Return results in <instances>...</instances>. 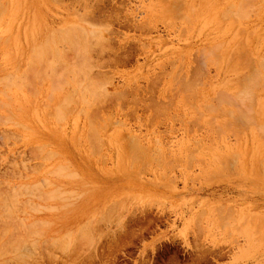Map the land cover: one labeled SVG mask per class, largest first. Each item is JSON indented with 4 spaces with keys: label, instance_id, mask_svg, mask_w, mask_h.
<instances>
[{
    "label": "rangeland",
    "instance_id": "rangeland-1",
    "mask_svg": "<svg viewBox=\"0 0 264 264\" xmlns=\"http://www.w3.org/2000/svg\"><path fill=\"white\" fill-rule=\"evenodd\" d=\"M198 1L85 0L83 3L82 0H0V9H4L0 10V67H2L0 68V115H4L0 118V122L5 121L2 125L0 123V193L6 194L2 195L7 196L8 203L0 194V221H8L0 222L4 224V226L0 225V231H2L1 229L4 231L9 226L8 231L13 229V232L7 231L9 235H6V231L3 232L4 234L0 232L4 235L3 238L1 235L0 242H8L13 236L10 234H14V228L18 227L16 232L17 230L20 232V230H25L24 228L30 224L29 222L35 220L36 223L38 220L37 226L33 221L30 224L32 226L28 225L31 229L27 226L28 231H23L29 233L28 237L24 236L22 232L23 236L28 238H22L25 239L23 243L27 247L22 242L23 245L20 243L22 241L20 233L14 234L13 239L15 237V240H10V242L16 241V238L20 240L21 245L17 244L20 251L14 250L17 247L14 242L16 246H11L10 243L8 245L3 243L2 246V243L0 244V264H15L18 258L20 259L19 264L23 259L19 255L15 257V254L19 252L25 253L23 261L27 260L24 264H264V241H262L264 239V171L262 172L260 169L262 166L264 169V144H262L264 141V82L262 81L264 77L262 72L264 69L260 70V67L264 66V0ZM228 6L229 8H227ZM225 8L228 12H224ZM175 9H179L177 10L179 13ZM181 9L183 10L181 11ZM180 11L181 15L179 16ZM232 13L238 18H234ZM217 15L220 16V19ZM230 15L231 17H229ZM80 18L82 19L80 20ZM89 22L94 27L88 26ZM94 22L95 24H93ZM97 23L98 25H96ZM77 25L81 29L76 28ZM69 26L75 27L74 34L77 36L79 32L75 33V30H81V33L88 34L86 39L88 42L85 38L84 40L88 43V45L86 43L87 51L92 43L89 52L91 56L82 50L89 56L84 53L87 60L84 57L82 59V53L80 54L81 46H83L80 43L84 41L82 35H79L82 41H78L79 36L75 37L74 34L72 36L76 39H73L72 42L65 37L72 28ZM96 26L99 31L101 30L100 32ZM41 28L42 30H40ZM68 28L69 30H67ZM92 30L98 31L102 36L100 38L107 41L105 43L101 39L105 43H101L105 45V49L101 48L100 38L96 41L100 34L98 35L97 32L95 36ZM181 30L183 31L181 32ZM55 31L59 34L58 37ZM71 31L73 33V30ZM46 37L48 40L45 41L48 44L45 43L47 45L43 46ZM51 39L53 43H51ZM61 39L63 41L65 39L66 42L68 40V42L62 43ZM232 40L234 43H231ZM38 42L40 46L37 45ZM52 44V47H56L55 49L58 51V57L55 56L56 61L62 56V51L65 53L62 63H60V58V61L58 60L60 64L55 63L59 65L58 68L62 66L60 68L62 70L59 69L61 74L60 71L57 73V67V69H53L55 65L50 64V67L53 66L51 69L56 70L57 74L53 71L55 76L49 75L52 74L50 73L51 69L45 65L47 64L46 60L53 61L54 59L55 51L51 47ZM36 46L39 47L34 48ZM40 47H46V54L45 48L43 51L46 57H53L46 58L45 63L44 60L41 61L43 65L37 64V58L33 57ZM49 47L53 53L47 51ZM59 47L63 50L61 49V51ZM63 47H67L66 50ZM98 47L103 52H100ZM32 48L36 49L35 53ZM247 50H250L251 53ZM31 53H34L33 56ZM77 53L80 56L76 57ZM74 56L76 60L78 57L81 58L77 62H82L83 65L81 63L76 67ZM42 57L45 58L44 55ZM97 60L99 65H96ZM52 61L50 63H54ZM70 61H74L73 68H75L72 70L76 74L79 69H83L78 71V75L79 78L86 77V81L84 77L81 78L82 81L74 76L70 78L71 68L69 66L72 67ZM260 63H263L262 66L259 65ZM237 64L243 66L237 67ZM80 65L84 68H81ZM43 67L50 69L48 73L49 69L46 68L48 74L44 71L45 79L42 72ZM31 68H35L33 73L30 71ZM253 68L259 69L258 72L255 69L256 71L251 73L250 69ZM37 70L41 71L42 77L38 78L40 80L43 78L42 82L37 80V76L40 75ZM65 71L69 73L67 77L70 78L64 76L68 80L67 82L58 77V74L65 75ZM247 72L251 74L248 76ZM34 73L37 76L33 75ZM261 73L262 75H260ZM252 74L254 75L250 78ZM255 74L258 78L263 77L255 83L259 82L257 86L251 84L256 81V79L252 80ZM5 75L6 77H4ZM26 75L28 79H33L32 75L36 78L29 79V81ZM50 76L51 83L60 80L58 85L56 83L57 86L61 81L67 84L62 82L60 87L54 84L58 90L49 83ZM247 77L251 79V82L249 80V83L247 82ZM87 78L91 79L88 80L91 81L90 86H87ZM242 79L245 83L242 82ZM1 80H5V84ZM25 80L33 85L26 84ZM23 81L25 83L22 85L26 84L27 87L29 84L32 85V88L27 87L28 90H25L26 87L21 85ZM92 82L93 86H91ZM191 83L194 87H191ZM247 84L249 88H247ZM3 85L6 86L3 87ZM49 86L53 87L54 92ZM237 86L238 88H236ZM253 86L256 87V90ZM239 87H242L243 90ZM34 88L38 90H35L36 93ZM81 88L84 91L87 90L86 88H91L90 91L94 90L89 92L92 93V96H89L90 106L88 93L83 95L82 90L78 91ZM234 88L240 89L239 92L242 94L239 92L235 94ZM32 89L33 94H30ZM233 93L239 94V96L245 93L244 96H247L248 99L244 96L243 98L247 100L253 98V101H250L252 104L241 99L243 102H247L246 105H254L253 110L250 108L252 112L247 106L252 118H250V113L245 110V105L242 103L245 107L243 110L239 104L241 102H237L240 97L230 96ZM98 95L100 98L97 99ZM85 96L86 98H84ZM249 96L252 98L250 99ZM218 100L221 101V110L217 108V106L219 107ZM86 101L87 106L83 105ZM224 102L230 108L227 106L224 108ZM214 103L216 104L214 105ZM251 105L249 106L251 107ZM234 107H239L242 113L239 111L240 109L237 110V112L239 111L237 113ZM227 108L229 111L232 109L231 116L228 110L225 111ZM257 108L259 111L256 110ZM204 109L207 112L203 111ZM48 110L52 113H49ZM58 111H62L66 116ZM253 111L256 116L253 115ZM244 112L245 114H243ZM9 114L11 116L8 120L6 118L9 117ZM238 115L245 117L242 119L243 116L239 117ZM210 119L214 122H211ZM209 122L214 126H210ZM217 124L219 128L216 127ZM229 125L230 127H228ZM133 141L134 143L138 142L139 148L136 144L134 145ZM231 144L233 146L235 144L236 153ZM41 146L43 148H40ZM137 148L139 151L141 150L140 153L137 152ZM142 150L146 151L142 152ZM143 153L145 157L142 156ZM51 154L54 156L52 157ZM262 156L263 158H261ZM130 157L133 162L130 161ZM258 160L263 162V165H260ZM33 166L35 168H32ZM68 169H71V172ZM45 171L50 172L45 173ZM74 174L76 177H73ZM39 180L41 183H37ZM35 184H37L36 189ZM7 185L13 188L10 187V189ZM55 186L57 187L55 188ZM16 187L21 191L23 197L20 192H17L19 196L15 195L18 190ZM37 188L41 190H37ZM32 189L38 192L33 193ZM12 190L15 193L11 192ZM29 190L32 192H28ZM55 192L59 196H55ZM9 194L10 196H8ZM68 194H71V198ZM48 195H52L51 199ZM64 195L65 200H63ZM39 196H41V200ZM11 198L12 200L17 199H14L15 203ZM43 198L47 200H43ZM59 198L63 199L56 200ZM20 201L21 203H17ZM62 204L64 207L58 206ZM21 206H23L21 210H24L22 213L17 210ZM50 206L53 207V210L49 209ZM102 209L104 210L102 211ZM51 218L53 219L51 220ZM14 219L18 222L14 223ZM41 219H44L45 222H41ZM20 223L25 226H21ZM29 229L30 231L32 229L42 231L40 234L37 230L29 232ZM7 236L10 238L8 239ZM60 237L61 244L57 245ZM34 240L37 242L35 243ZM30 241L35 243L34 247H37L35 251L30 247L33 245ZM49 241L51 242L49 243ZM63 241L65 243H62ZM40 242L42 243L40 244ZM52 242L56 243L52 244ZM64 244L67 245L64 246ZM60 245L65 250L58 247ZM4 248L6 251L9 249V254L8 251L6 254L4 253ZM27 248L33 251L30 252L33 254L26 252ZM10 253L16 260H14L15 258L11 260ZM21 254L20 256H22ZM29 254L32 255L31 258Z\"/></svg>",
    "mask_w": 264,
    "mask_h": 264
},
{
    "label": "bare ground",
    "instance_id": "bare-ground-1",
    "mask_svg": "<svg viewBox=\"0 0 264 264\" xmlns=\"http://www.w3.org/2000/svg\"><path fill=\"white\" fill-rule=\"evenodd\" d=\"M80 1H81V0H80ZM83 1L85 2V0H82V2H83ZM167 1H168V0H167ZM169 1H170V0H169ZM199 1H201V0H199ZM199 1H198V2H199ZM228 1H229V0H228ZM228 1H227V4L229 3ZM84 2H83V3H84ZM204 2H205V1H204ZM221 2H222V1H221ZM168 3H169V2H168ZM181 3H182V2H181ZM215 3H216V2H215ZM4 4H6V3H4ZM4 4H3V5H4ZM81 4H82V3H81ZM85 4H86V3H85ZM175 4H176V2H175ZM179 4H180V3H179ZM198 4H199V3H198ZM200 4H203V3H200ZM225 4H226V3H225ZM83 5H84V4H83ZM83 5H81V6H83ZM170 5H171V4H170ZM172 5H173V4H172ZM194 5H195V4H194ZM86 6H87V5H86ZM211 6H212V5H211ZM224 6H225V5H224ZM226 6H227V5H226ZM230 6H231V5H230ZM164 7H165V6H164ZM168 7H169V6H168ZM173 7H174V6H173ZM179 7H180V6H179ZM179 7H178V8H179ZM232 7H233V6H232ZM232 7H231V8H232ZM235 7H236V6H235ZM18 8H19V7H18ZM87 8H88V7H87ZM170 8H171V7H170ZM189 8L192 9L191 7H189ZM189 8H188V9H189ZM220 8H221V7H220ZM222 8H223V7H222ZM227 8H229V6H228ZM236 8H237V7H236ZM236 8H235V9H236ZM1 9L4 10L3 8H1ZM1 9H0V10H1ZM16 9H17V8H16ZM81 9H82V8H81ZM83 9H84V7H83ZM157 9H158V7H157ZM163 9H164V8H163ZM172 9H173V8H172ZM190 9H189V10H190ZM197 9H198V8H197ZM225 9H226V8H225ZM225 9H224V12H225V11L228 12L227 9H226V10H225ZM232 9H233V8H232ZM17 10H19V9H17ZM166 10H167V9H166ZM175 10H176V9H175ZM177 10H179V9H177ZM177 10H176V11H177ZM182 10H183V9H181V11H182ZM222 10H223V9H222ZM228 10H230V9H228ZM181 11H180L179 16L181 15ZM231 11H232V10H231ZM231 11H230V13H231ZM172 12H173V11H172ZM174 12H175V11H174ZM174 12H173V13H174ZM177 12H178V11H177ZM188 12H189V11H188ZM188 12H187V13H188ZM190 12H192V11H190ZM72 13H73V12H72ZM84 13H85V12H84ZM178 13H179V12H178ZM73 14H74V13H73ZM85 14H86V13H85ZM190 14L192 15V13H190ZM222 14H224L223 11H222L221 15H222ZM232 14H233V13H232ZM259 14H260V13H259ZM75 15H76V14H75ZM191 15H189V16H191ZM153 16H154V15H153ZM217 16H218L219 19H220V16H219V15H217ZM233 16H234V18L236 17V15H234V14H233ZM31 17H32V16H31ZM33 17H35V16H33ZM73 17H74V15H73ZM75 17H77V16H75ZM78 17H79V16H78ZM80 17H81V15H80ZM184 17H185V16H184ZM218 17H217V18H218ZM222 17H223V15H222ZM229 17H231V15H230ZM16 18H17V17H16ZM171 18H172V17H171ZM236 18H238V17H236ZM81 19H82V18H80V20H81ZM174 19H175V17H174ZM180 19L182 20V18H180ZM215 19H216V18H215ZM226 19H227V18H226ZM32 20H33V19H32ZM34 20H35V19H34ZM78 20H79V18H78ZM186 20H188V19H186ZM231 20H233V19L231 18ZM82 21H83V20H82ZM88 21H89V20H88ZM88 21H87V22H88ZM188 21H189V20H188ZM190 21L192 22L191 19H190ZM221 21H222V19H221ZM237 21H238V20H237ZM34 22H35V21H34ZM71 22H72V21H71ZM83 22H84V21H83ZM91 22H92V21H91ZM91 22H89L88 26L90 25L91 28H92L93 25L90 24ZM186 22H187V21H186ZM193 22H194V21H193ZM31 23H32V21H31ZM36 23H37V22H36ZM69 23H70V22H69ZM85 23H86V22H85ZM189 23H190V22H189ZM81 24H82V23H81ZM86 24H87V23H86ZM93 24H95V22H94ZM234 24H235V23H234ZM96 25H98V23H97ZM237 25H238V24H237ZM36 26H37V25H36ZM37 27H38V26H37ZM66 27H67V26H66ZM69 27H70V26H69ZM71 27H72V26H71ZM71 27H70V28H71ZM77 27L79 28L80 26L77 25L76 28H77ZM93 27H94V26H93ZM96 27H97V26H96ZM57 28H58V27H57ZM74 28H75V27H74ZM74 28H73V27L71 28V30H73V33H71L72 31L69 30V28L67 29V30L70 31V33H69V31H68V33H67L66 36H65L66 38H68V40H70V41L72 42V40H73V39L75 40V39H76L75 37H78L79 35H80V36L82 35L83 38H82V37H81V38H82L83 40H84V38H85V40L87 39L88 34H87V35H86V33L84 34V32H83L84 29H83V28H82V29H83V30H82L83 33H81V30H80V31L75 30V33H76V32H77V33L79 32V33H78V34H79L78 36H77V34H74ZM91 28H90V29H91ZM188 28H189V27H188ZM33 29H35V28H33ZM79 29H81V28H79ZM93 29L95 30V28H93ZM99 29H100V28H99ZM102 29H103V28H102ZM190 29H191V28H190ZM40 30H42V28H41ZM97 30H98V27H97ZM232 30H233V29H232ZM89 31H90V30H89ZM92 31H93V30H92ZM98 31H99V30H98ZM98 31H97V32H98ZM100 31H101V30H100ZM100 31H99V32H100ZM182 31H183V30H181V32H182ZM216 31H218V30H216ZM15 32H16V31H15ZM42 32H43V31H42ZM45 32H46V31H45ZM55 32H56V31H55ZM97 32L93 31V34L95 35V33H96V35H97ZM99 32H98V35L100 34ZM53 33H54V32H53ZM56 33H57V32H56ZM73 34L75 35L74 38H73V36H72ZM91 34H92V32H91ZM91 34H90V35H91ZM180 34H181V33H180ZM38 35H39V34H38ZM48 35H50V34L48 33ZM56 35H57V37H58L59 34L57 33ZM94 35H93V36H94ZM96 35H95V36H96ZM183 35H184V34H183ZM236 35H237V32H236ZM8 36H9V35H8ZM43 36H44V35H43ZM43 36H41V37H43ZM52 36H53V35H52ZM60 36H61V35H60ZM80 36H79L78 39H77L78 41H82V40L80 39ZM91 36H92V35H91ZM180 36H181V35H180ZM228 36H229V34H228ZM240 36H241V35H240ZM38 37H39V36H38ZM89 37H90V36H89ZM97 37H98V38L96 39V41H97L100 37H102V36H101V34H100V35L97 36ZM235 37H236V36H235ZM5 38L8 40L7 37H5ZM17 38H18V37H17ZM19 38H20V37H19ZM51 38H52V37H51ZM94 38H95V37H94ZM237 38H238V37H237ZM6 39H4V40L7 42ZM27 39H28V38H27ZM31 39H32V38H31ZM36 39H37V38H36ZM39 39H41V38H39ZM39 39H38V40H39ZM46 39H47V37L44 38V41H45ZM52 39H54V38H52ZM52 39H51V43H53ZM101 39H102V38L99 39V42H100ZM15 40H16V39H15ZM47 40H48V39H47ZM47 40H46V41H47ZM61 40H62V39H61ZM68 40H67V42H68ZM85 40L83 41L84 43H83V42H81V43L79 42L80 44H83L84 48H83V46H81V45H79V46H81L83 49H82L81 47H79V48H81V49H80V50H81L80 54H81V53L83 54V56H82V54H81V58L84 57L85 60H87L88 58H87L86 56L90 55L89 52L91 51V50H90V47H91V44H92V43H91V44L89 43V44H90V45H89V48H88L89 51H87V48H86V47H87V45H88V43H87L88 40H86L87 42H85ZM102 40L105 42L104 38H103ZM102 40H101L100 44L103 42ZM215 40H216V39H215ZM1 41H2V40H1ZM29 41L31 42V40H29ZM39 41H40V40H39ZM44 41H42V42H44ZM46 41L44 42L43 46H45V45L48 44ZM57 41H58V40H57ZM62 41H63V40H62ZM64 41H65V39H64ZM64 41H63L62 43H67L66 41H65V42H64ZM78 41H76V42H78ZM96 41H95V42H96ZM217 41H218V40H217ZM6 42H5V43H6ZM58 42H59V41H58ZM104 42H103V44H105L107 41H106L105 43H104ZM19 43H20V42H19ZM19 43H18V44H19ZM32 43H33V41H32ZM45 43H47V44H45ZM56 43H57V42H56ZM79 43H78V44H79ZM86 43H87V45H86ZM217 43H219V42H217ZM231 43H234L233 40H232ZM6 44H7V43H6ZM33 44H34V43H33ZM38 44H39V42L37 43V45H38ZM58 44H59V43H58ZM60 44H61V43H60ZM98 44H99V43H98ZM214 44H215V43H214ZM27 45H28V44H27ZM211 45H212V44H211ZM230 45H232V44H230ZM247 45H248V44H247ZM7 46H8V45H7ZM7 46H6V47H7ZM22 46H23V45H22ZM29 46H30V45H29ZM39 46H40V44H39ZM39 46H36V47H34V48H38ZM49 46H50V45H49ZM52 46H53V44L51 45V47H52ZM58 46H60V45H58ZM99 46H100V45H99ZM101 46H102L101 48L105 49V45H102V44H101ZM228 46H229V45H228ZM235 46H236V45H235ZM237 46H238V45H237ZM51 47H49V49H47V51H50V48H51ZM61 47H62V46H61ZM225 47H227V46H225ZM245 47H246V46H245ZM11 48H12V47H11ZM24 48H25V46H24ZM34 48H32V49H33V52L35 53L36 51H34V50H36V49H34ZM44 48H45V51H44ZM44 48H41V47H40V48H39L40 50H37L39 53H40V51H41V54H40L41 56L39 55L38 52H36V54H38V55L35 54L34 56H33L34 53H33V54L31 53L33 57H36V58H37V60H38V61H37V62H38L37 64H39V65H40V64L43 65V62L45 63V59H46V58H49V57H46V55H45V54H46V47H44ZM47 48H48V46H47ZM55 48H56V47H55ZM55 48L52 47V49H54V51H55L54 53H55V54L57 53L56 55L53 54V56H54L53 61L55 60V56L58 57V51H57V49H55ZM59 48H60V47H59ZM63 48H64V47H63ZM66 48H67V47H65L64 50H66ZM210 48H211V47H210ZM247 48H248V47H247ZM9 49H10V48H9ZM12 49H13V48H12ZM32 49H31V50H32ZM52 49H51V50H52ZM61 49H62V48H60V50H61ZM98 49H99V47H98ZM198 49H199V48H198ZM202 49H203V48H202ZM202 49H201V50H202ZM233 49H234V48H233ZM21 50H22V49H21ZM26 50H27V49H26ZM62 50H63V49H62ZM62 50H61V51H62ZM67 50H68V49H67ZM82 50H83V51L85 50V51L87 52L88 55L86 54V52H83ZM99 50H100V52H103L102 49H99ZM101 50H102V51H101ZM201 50H200V51H201ZM226 50H227V49H226ZM228 50H229V49H228ZM228 50H227V51H228ZM250 50H251V49H250ZM250 50H247V51L250 52ZM255 50H257V49H255ZM43 51L45 52V54H44ZM61 51H60V52H61ZM104 51H105V50H104ZM218 51H219V50H218ZM223 51H224V49H223ZM234 51H235V49H234ZM237 51H238V50H237ZM18 52H19V51H18ZM24 52H25V50H24ZM77 52H79V50H77ZM198 52H199V51H198ZM225 52H226V51H225ZM238 52H239V51H238ZM243 52H245V51L243 50ZM257 52H258V51H257ZM48 53H49V52H48ZM50 53H53V52L50 51ZM50 53H49V56H50ZM61 53L65 54L63 51H62ZM61 53L59 54V56L61 55ZM75 53H76V52H75ZM84 53L86 54V56H84V55H85ZM227 53H228V52H227ZM240 53L242 54V51H241ZM247 53H248V52H247ZM250 53H251V52H250ZM250 53H249V55H251ZM11 54H12V53H11ZM18 54H19V53H18ZM18 54H17V55H18ZM63 54H62V56L59 57L61 61L59 60V58H57V61L55 60L54 63H50L52 60H50V61H49V60H46V63H47V64H45V65H46V66L48 65V66L50 67V64H53V66L55 65L54 67L51 65V66L53 67V69H54V68L57 69V68L59 67V65H56V64H58L59 61H60V63H62V59L64 58V57H63ZM80 54L77 53V55H75V56H76V57H77L78 55L80 56ZM241 54H240V55H241ZM255 54H256V53H255ZM43 55L45 56V58L42 57ZM225 55H226V54H225ZM238 55H239V54H238ZM256 55H258V54H256ZM51 56H52V55H51ZM75 56H74V57H75ZM90 56H91V55H90ZM39 57H41V58L39 59ZM61 57H62V58H61ZM76 57L73 59V60L75 61V62L73 61L75 64H74L73 62H71L72 60L70 61V64L72 63V64H71L72 67L69 66V67L71 68V69H70V71H71V73H70V74H71L70 78L73 77V76L76 77V78H79L80 76L78 75V74H79L78 71L83 70V69H79V70L77 71L78 74H76L75 72H73V70H72V68H73V64L77 67V66H79L78 64H81V63H82V62H80L81 60L79 61L80 63H78L77 61H78L79 59H81V58L78 57V59L76 60ZM88 57H89V56H88ZM215 57H218V56H215ZM246 57H247V56H246ZM29 58H30V55H29ZM42 58H44V59H42ZM51 58H53V57H50L49 59H51ZM209 58H210V56H209ZM212 58H213V57H212ZM234 58H235V57H234ZM250 58L252 59V57H250ZM250 58H248V59H250ZM262 58H263V57H262ZM262 58H261V59H262ZM82 59H83V58H82ZM227 59H228V58H227ZM17 60H18V59H17ZM30 60H31V58L29 59V61H30ZM34 60L36 61V59H34ZM39 60H40V62H39ZM43 60H44V61H43ZM58 60H59V61H58ZM92 60H93V59H92ZM209 60H211V59H209ZM215 60H216V59H215ZM228 60H229V59H228ZM236 60H237V59H236ZM259 60H260V59H259ZM26 61H28V60H26ZM35 61H34V63H33V67H34ZM41 61H43V62H41ZM47 61H48V62H47ZM53 61H52V62H53ZM88 61H89V60H88ZM99 61H100V60H99ZM102 61H103V60H102ZM207 61H208V60H207ZM213 61H214V59H213ZM234 61H235V60H234ZM261 61H262V60H261ZM31 62H32V61H31ZM76 62H77V64H76ZM96 62H97L96 65H99L98 60H97ZM230 62H231V61H230ZM258 62H259V61H258ZM26 63H27V62H26ZM55 63H56V64H55ZM60 63H59V64H60ZM87 63H88V62H87ZM93 63H95V62H93ZM206 63H207V62H206ZM216 63H217V62H216ZM256 63H257V62H256ZM263 63H264V62H263ZM263 63H262V64H263ZM28 64H29V63H28ZM28 64H25V65H28ZM30 64H31V63H30ZM182 64H183V63H182ZM213 64H214V62H213ZM227 64H228V63H227ZM243 64H245V63H243ZM262 64L260 63L259 65L262 66ZM31 65H32V64H31ZM45 65H44V66H45ZM82 65H83V63H82ZM82 65H80V67H81V68H84V66H82ZM88 65H89V64H88ZM90 65H91V64H90ZM205 65H206V64H205ZM207 65H208V63H207ZM214 65H215V64H214ZM237 65H238V66H237ZM237 65H236V66L239 67L240 64H237ZM259 65H258V66H259ZM263 65H264V64H263ZM35 66H37V65H35ZM172 66H174V64H172ZM181 66H182V65H181ZM240 66H241V65H240ZM242 66H243V65H242ZM242 66H241V67H242ZM245 66H246V65H244V67H245ZM25 67H26V66H25ZM27 67H28V66H27ZM30 67H31V66H30ZM40 67H41V66H40ZM52 67H50V69H51ZM56 67H57V68H56ZM61 67H62V66H61ZM61 67H60V68H61ZM94 67H95V66H94ZM204 67H205V66H204ZM244 67H243V68H244ZM246 67H247V66H246ZM256 67H257V66H256ZM0 68H2V67H0ZM28 68H29V67H28ZM46 68H48V67H43V70L39 68V70H42V72L44 73V79H45V72L47 71ZM60 68H58L57 73H58L60 70H62V69H60ZM74 68H75V67H74ZM74 68H73V69H74ZM78 68H79V67H78ZM257 68H259V67H257ZM257 68H255V69L257 70ZM262 68L264 69V66L260 67V70H261ZM3 69H4V68H3ZM26 69H27V68H26ZM48 69H49V68H48ZM50 69H49L48 73L50 72ZM59 69H60V70H59ZM255 69H254V68H253V69H250V70H251L250 72L252 73L253 71H256ZM22 70H23V69H22ZM33 70H35V68H31V69H30V71H32V73H33ZM258 70H259V69H258ZM258 70H257L256 72H258ZM44 71H45V72H44ZM53 71H54L55 74H57V73H56V70H52V69H51V72H50V73H52V74H49V75H54V76H55V74H53ZM67 71L69 72V68H68ZM74 71H75V70H74ZM84 71H86V70H84ZM223 71H224V70H223ZM263 71H264V70H263ZM17 72H18V71H17ZM37 72H38V70H37ZM40 72H41V71L38 72V73L40 74V75H38V76H37L35 73L33 74V75H36V76H37V80H40V78H38L39 76L42 77V75H41ZM65 72H66V71H65ZM65 72H62V73H65ZM81 72L84 73L83 71H81ZM196 72H197V71H196ZM250 72H249V73L247 72L248 74H246V73H245V74L249 76V74H251ZM6 73H7V72H6ZM22 73H23V72H22ZM24 73H25V71H24ZM29 73H30V72H29ZM29 73H27V74H29ZM38 73H37V74H38ZM46 73H47V72H46ZM48 73H47V74H48ZM72 73H73L74 75H73ZM201 73H202V72H201ZM253 73H254V72H253ZM259 73H260V72H259ZM262 73H263V75H262ZM262 73H261L260 75H262V76L264 77V72H262ZM7 74H8V73H7ZM12 74H13V73H12ZM19 74H20V73H19ZM60 74H61V71H60ZM60 74H58V77H59V78H60V77L63 78V79L67 82L68 80H66V77L68 76L67 74H69V73L66 72V74H65V75L63 74L62 76H61ZM75 74H76V76H75ZM243 74H244V71H243ZM256 74H257V73H256ZM256 74H255V77H253L254 79H252V80H255V79H256V81H254V83H251V84H253V85H254L257 81H259V79L261 80V77H262V76H261L260 78H258V76H257L258 74H257V75H256ZM33 75H32V78H33V77L36 78V76H33ZM49 75H48V76H49ZM77 75H78V77H77ZM83 75H85V74H83ZM253 75H254V74L250 75V78H251ZM8 76H9V75H8ZM29 76H30V75H29ZM48 76H47V77H48ZM64 76H66V77H64ZM86 76H87V74H86ZM2 77H3V76H2ZM2 77H1V78H2ZM4 77H6V75H5ZM11 77H12V76H11ZM21 77H22V76H21ZM26 77H27V75H26ZM83 77H84V76H81V78H83ZM88 77H89V76H88ZM176 77H177V76H176ZM178 77H179V76H178ZM263 77H262V78H263ZM23 78H24V76H23ZM23 78H22V79H23ZM34 78H33V79L29 78V79L34 80ZM56 78H57V77H56ZM59 78H58V79H59ZM67 78H69V77H67ZM70 78H69V79H70ZM81 78H79V80H81ZM248 78H249V77H247V82L249 83V81H250L251 79H248ZM7 79H9V78H7ZM13 79H14V78H13ZM13 79H12V80H13ZM20 79H21V78H20ZM25 79H26V78H25ZM27 79H28V77H27ZM29 79H28V80H29ZM42 79H43V78H41V80H40L41 82H42ZM48 79H49V81H50L49 83H50V84H53V86H55L56 83H57V85H58V84H59L58 82L60 81V80H57L56 82L54 81V83H53V81H52V83H51V80H50V79H51V76H50V78H48ZM85 79H86V77H84V80H85ZM89 79H90V78H89ZM89 79L87 78V83H88L87 86L91 83V81H88ZM94 79H95V78H94ZM257 79H258V80H257ZM17 80H18V79H17ZM37 80H36V81H37ZM54 80H55V79H54ZM74 80H75V78H74ZM84 80H83V81H84ZM90 80H91V79H90ZM242 80H243L242 82H244V79H242ZM245 80H246V79H245ZM248 80H249V81H248ZM1 81L5 84V82H4L5 80H4V81L1 80ZM8 81H9V80H8ZM13 81H15V80H13ZM29 81H30V80H29ZM29 81L26 82V80H25L26 84H27V83L32 84V83H30ZM70 81H71V80H70ZM81 81H82V80H81ZM85 81H86V80H85ZM94 81H95V80H94ZM187 81H189V80H187ZM262 81L264 82V79H262ZM25 82H24V81L21 82V85H22V83H25ZM41 82H40V83H41ZM62 82H64V81H61V82H60V85H62ZM72 82H73V81H72ZM74 82H75V81H74ZM77 82H78V81L76 80V83H77ZM192 82H193V80H192ZM242 82H241V83H242ZM250 82H251V81H250ZM260 82H261V81H260ZM263 82H261V83L263 84ZM64 83H65V82H64ZM79 83H80V82H79ZM189 83H190V82H189ZM241 83H240V84H241ZM244 83H245V82H244ZM258 83H259V82H258ZM258 83L255 84V86H257ZM11 84H12V83H11ZM26 84H24V85H22V86L26 87ZM29 84H28L27 87H31V88H32V85H33V84H32V85H29ZM38 84H39V83H38ZM54 84H55V85H54ZM65 84H67V83H65ZM84 84H86V82H84ZM169 84H170V83H169ZM191 84H192L191 87H194L193 83H191ZM236 84L238 85V83H236ZM262 84H261V85H262ZM7 85L9 86L10 83L8 82ZM21 85H20V86H21ZM57 85H56V86H57ZM60 85L57 86V87H60ZM82 85H83V84H82ZM82 85H81V86H82ZM226 85H227V84H226ZM247 85H248V84H247ZM5 86H6V85H5ZM5 86L3 85V87H5ZM56 86H55L54 88H57ZM66 86H67V85H66ZM69 86H70V85H69ZM78 86H79V84L77 85V87H78ZM89 86H90V85H89ZM91 86H93V82H92V85H91ZM188 86H189V85H188ZM188 86H187V88H188ZM250 86H252V85H250ZM27 87H26L25 90H28ZM33 87H34V86H33ZM39 87H41V86L39 85ZM39 87H38V88H39ZM49 87L51 88L52 86H49ZM63 87H64V86H63ZM67 87H68V86H67ZM74 87H75V86H74ZM84 87H86V85H84ZM84 87H83V88H84ZM242 87H243V85H242ZM242 87H241V88L239 87V88L242 89ZM260 87H261V86H260ZM1 88H2V87H1ZM6 88H7V87H6ZM20 88H21V87H20ZM50 88H49V90H50ZM71 88H72V87H71ZM71 88H70V90H72ZM83 88L79 89L78 91L80 92V91L82 90V91L84 92V93H82L83 95H84L85 93H86V94L88 93V97H89V96L91 97V96H92V95H91L92 93L90 94L89 92L94 91V90L90 91V89H91V88L94 89V87L86 88V89L88 90V92H85V91H87V90L84 91L85 88H84V89H83ZM229 88H230V87H229ZM236 88H238V86H237ZM247 88H249V85H248ZM253 88H254V86H253ZM253 88H251V89H253ZM255 88H256V87H255ZM255 88H254V89H255ZM263 88H264V87H263ZM7 89H8V88H7ZM57 89H58V88H57ZM57 89H56V90H57ZM61 89L64 90L63 88H61ZM188 89H189V88H188ZM196 89H197V88H196ZM196 89H195V90H196ZM199 89H200V88H199ZM234 89H235V88H234ZM240 89H239V90H240ZM254 89H253V90H254ZM35 90H36V89L34 88V92H35ZM58 90H59V89H58ZM74 90H75V89H74ZM235 90H236V89H235ZM235 90H234V91H235ZM239 90L237 89V90L235 91V92H236L235 94H237V93L239 92ZM242 90H243V89H242ZM247 90H249V89H247ZM253 90H252V91H253ZM255 90H256V89H255ZM5 91H6V90H5ZM5 91H4V92H5ZM7 91H8V90H7ZM29 91H30V90H29ZM36 91H38V90H36ZM52 91L54 92L53 87H52ZM66 91H67V89H66ZM192 91H194V89H192ZM220 91H221V90H220ZM223 91H225V90H223ZM249 91H250V90H249ZM30 92H31V91H30ZM50 92H51V91H50ZM68 92H70V91H68ZM72 92H74V91H72ZM189 92H190V91H189ZM231 92H232V91H231ZM2 93H3V92H2ZM35 93H36V92H35ZM61 93H62V92H61ZM66 93H67V92H66ZM99 93L101 94V92H99ZM99 93H98V94H99ZM182 93H183V92H182ZM190 93H191V92H190ZM198 93H199V92H198ZM228 93H229V92H228ZM239 93L242 94V92H239ZM246 93H247V92H246ZM256 93H257V92H256ZM8 94H9V93H8ZM30 94H33V89H32V93H30ZM102 94H103V93H102ZM121 94H122V93H121ZM187 94H189V93H187ZM235 94L233 93V94L230 95V96L233 97V95H235ZM244 94H245V93H243V95H240V96H239V94H238V95H235V96H236V98H237V96H238V98L240 97L239 100H241V99L243 98ZM77 95H78V94H77ZM190 95H191V94H190ZM198 95H199V94H198ZM247 95H248V94H247ZM249 95H250V94H249ZM4 96H5V95H4ZM32 96H33V95H32ZM57 96H58V95H57ZM61 96H63V95L61 94ZM65 96H66V95H65ZM70 96H71V95H70ZM78 96H79V95H78ZM80 96H81V95H80ZM98 96H99V95H98ZM105 96H107V95L105 94ZM121 96H122V95H121ZM186 96H188V95H186ZM192 96H193V95H192ZM228 96H229V94H228ZM228 96H226V97L228 98ZM230 96H229V97H230ZM235 96H234L233 98H235ZM250 96H251V95H250ZM250 96H249V98H250ZM46 97H47V96H46ZM88 97H87V98H88ZM90 97H89V99H88V100H89L88 103L90 102ZM94 97H95V96H94ZM195 97H196V96H195ZM200 97H201V96H200ZM213 97H214V96H213ZM244 97H245V96H244ZM5 98H6V96H5ZM9 98H10V96H9ZM84 98H86V96H85ZM98 98H100V96L97 97V99H98ZM191 98H192V97H191ZM191 98H190V101L192 102V99H193V98H192V99H191ZM209 98H210V97H209ZM215 98H216V97H215ZM215 98H214V99H215ZM227 98H226V99H227ZM245 98H247V96H246ZM251 98H252V97H251ZM251 98H250V99H251ZM11 99H12V98H11ZM210 99H211V98H210ZM210 99H209V100H210ZM218 99H219V98H218ZM221 99H222V98H221ZM247 99H248V98H247ZM247 99H244V98H243V100L249 101L248 103H251L250 101H251L253 98H252L251 100H247ZM254 99H255V98H254ZM256 99H257V98H256ZM91 100H93V99H91ZM188 100H189V99H188ZM211 100H212V99H211ZM215 100H217V99H215ZM239 100H238L237 102H238V103L241 102V103H239V104H240V106L243 107V110H244V108L246 107L245 110L248 111V110H247V106L249 107L248 109H250V108L252 109V108L254 107V105H253V106L251 105L252 103L249 104V105H251V107H250L249 105H246V104H247L246 101L243 102V100H241V101H239ZM9 101H10V100H9ZM27 101L30 103L29 100H27ZM78 101H79V100H78ZM83 101H84V100H83ZM193 101H194V100H193ZM204 101H205V100H204ZM227 101H228V99L226 100V102H227ZM233 101H234V100H233ZM252 101H253V100H252ZM218 102H219V100H218ZM218 102H217V103H218ZM220 102H221V101H220ZM220 102H219V107L216 105L217 108H220V107L222 108V106H220ZM231 102H232V100H231ZM235 102H236V99H235ZM245 102H246V103H245ZM3 103H4V102H3ZM86 103H87V101L85 102V104H83V103L81 102V104H83V105H86ZM165 103H166V102H165ZM182 103H183V102H182ZM222 103H223V101H222ZM222 103H221V104H222ZM242 103L245 105V107H244V105H242ZM43 104H44V103H43ZM46 104H47V103H46ZM66 104H67V103H66ZM95 104H96V103H95ZM176 104H177V103H176ZM210 104H211V103H210ZM215 104H216V103H214V105H215ZM224 104H225V102H224ZM258 104H259V103H258ZM16 105H17V104H16ZM19 105H20V104H19ZM19 105H18V106H19ZM40 105H41V104H40ZM48 105H50V104H48ZM192 105H193V103H192ZM206 105H207V104H206ZM214 105H213V106H214ZM228 105H230V104H228ZM8 106H9V105H8ZM18 106H17V107H18ZM30 106H31V104H30ZM44 106H45V105H44ZM46 106H47V105H46ZM81 106H82V105H81ZM86 106H87V105H86ZM89 106H90V103H89ZM89 106H88V107H89ZM194 106H195V105H194ZM201 106H203V105L201 104ZM225 106H227V105L225 104L223 107L225 108ZM235 106H236V105H235ZM237 106H238V105H237ZM259 106H260V105H259ZM17 107H15V108L17 109ZM20 107H21V106H20ZM65 107H66V106H65ZM65 107H64V110H66ZM76 107H77V106H76ZM79 107H80V106H79ZM192 107H193V106H192ZM227 107L230 108V106H227ZM257 107H258V105H257ZM5 108H6V107H5ZM33 108H34V107H33ZM41 108H42V107H41ZM41 108H40V109H41ZM62 108H63V106H62ZM62 108H61V109H62ZM202 108H203V107H202ZM210 108H211V107H210ZM210 108H209V109H210ZM213 108L215 109V106H214ZM213 108H211V109H213ZM217 108H216V109H217ZM221 108H220V110H221ZM228 108H227L225 111H227V110L229 111ZM234 108H235V107H234ZM234 108H233V109H234ZM19 109H20V108H19ZM24 109H25V108H24ZM26 109H27V108H26ZM37 109H38V108H37ZM50 109H51V107H50ZM68 109H69V108H68ZM83 109H84V108H83ZM85 109H86V108H85ZM99 109H100V108H99ZM238 109H240V108H239V107H238V108L236 107V108H235V111L237 112ZM251 109H250V110H251ZM258 109H259V108H257L256 110H258ZM6 110H7V108H6ZM59 110H60V109H59ZM88 110H89V109H88ZM222 110H223V109H222ZM250 110H249V111H250ZM252 110H253V109H252ZM252 110H251L250 112H252ZM20 111H21V110H20ZM67 111H68V110H67ZM74 111H75V110H74ZM76 111H77V110H76ZM198 111H199V110H198ZM203 111H206V110L204 109ZM203 111H202V112H203ZM209 111H210V110H209ZM211 111H212V110H211ZM211 111H210V112H211ZM213 111H214V110H213ZM230 111H232V109H231ZM230 111H229V113H230ZM233 111H234V110H233ZM239 111L241 112V109H240ZM239 111H238L237 113H239ZM246 111H245V112H246ZM249 111H248V113H250ZM258 111H259V110H258ZM263 111H264V110H263ZM8 112H9V111H8ZM48 112H49V110H48ZM50 112H51V111H50ZM50 112H49V113H50ZM55 112H56V110H55ZM58 112H59V111H58ZM58 112H57V113H58ZM60 112H62V111H60ZM60 112H59V113H60ZM65 112H66V111H65ZM78 112H80V111L78 110ZM94 112H95V111H94ZM193 112H194V111H193ZM206 112H207V111H206ZM223 112H224V111H223ZM245 112H244L243 114H245ZM51 113H52V112H51ZM66 113H69V112H66ZM87 113H88V112H87ZM106 113H107V112H106ZM225 113H228V112H225ZM241 113H242V112H241ZM241 113H240V114H241ZM246 113H247V112H246ZM248 113H247V114H248ZM10 114H11V113H10ZM10 114H9V117L7 116L6 119L10 118V116H11ZM38 114H39V113H38ZM45 114H46V113H45ZM47 114H48V113H47ZM61 114H63V112H62ZM85 114H86V112H85ZM216 114H217V111H216ZM218 114H219V112H218ZM240 114H239V115H240ZM247 114H246V115H247ZM50 115H51V114H50ZM50 115H49V116H50ZM63 115H65V114H63ZM96 115H97V114H96ZM195 115H196V114H195ZM198 115H200V114H198ZM204 115H205V114H204ZM219 115H220V114H219ZM229 115L231 116V113H230ZM232 115H233V114H232ZM235 115H236V114H235ZM239 115H238V116H239ZM250 115H251V113H250ZM253 115H255V114H254V111H253ZM258 115H259V114H258ZM263 115H264V114H263ZM0 116H1V115H0ZM3 116H4V115H3ZM3 116H1L0 118H2ZM26 116H27V115H26ZM45 116H46V115H45ZM49 116H47V117H49ZM57 116H59V115H57ZM60 116H61V115H60ZM65 116H66V115H65ZM65 116H62V117H65ZM79 116H80V115H79ZM82 116H83V115H82ZM213 116H215L214 113H213ZM213 116H212V117H213ZM241 116H243L242 119L245 117L244 115H241ZM241 116H239V117H241ZM248 116H249V115H248ZM255 116H256V115H255ZM5 117H6V116H5ZM12 117H13V116H12ZM96 117H97V116H96ZM96 117H94V118H96ZM199 117H200V116H199ZM210 117H211V116H210ZM233 117H235V116H233ZM236 117H237V115H236ZM236 117H235V118H236ZM249 117H250V116H249ZM194 118H195V117H194ZM213 118H214V117H213ZM227 118H228V117H227ZM246 118H248V117L246 116ZM250 118H252V115H251ZM253 118H254V117H253ZM3 119H4V118H3ZM3 119H2V120H3ZM63 119H64V118H63ZM92 119H93V118H92ZM196 119H197V118H196ZM240 119H241V118H240ZM0 120H1V119H0ZM8 120H9V119H8ZM60 120H61V119H60ZM78 120H79V119H78ZM84 120H85V119H84ZM211 120H212V119H210V121H211ZM214 120H215V119H214ZM228 120H229V119H228ZM228 120H227V121H228ZM250 120H251V119H250ZM253 120H254V119H253ZM256 120H259V119H256ZM3 121H4V120H3ZM3 121L0 122L1 125H2ZM6 121H7V120H6ZM91 121H92V120H91ZM204 121H205V120H204ZM216 121H217V120H216ZM223 121H224V120H223ZM229 121H231V120H229ZM229 121H228V122H229ZM259 121H261V120H259ZM4 122H5V121H4ZM211 122H214V121L212 120ZM211 122H209V123H210V126L213 125V123L211 124ZM257 122H258V121H257ZM262 122H263V121H262ZM104 123H105V122H104ZM217 123H219V122H217ZM221 123H222V121H221ZM223 123H224V122H223ZM233 123H234V122H233ZM258 123H260V122H258ZM22 125H23V124H22ZM100 125H101V124H100ZM112 125H113V124H112ZM196 125H197V124H196ZM223 125H224V124H223ZM232 125H233V124H232ZM253 125H254V124H253ZM253 125H252V126H253ZM24 126H26V125H24ZM213 126H214V125H213ZM213 126H212V127H213ZM215 126H216V125H215ZM22 127H23V126H22ZM26 127H27V126H26ZM26 127H25V128H26ZM212 127H211V128H212ZM216 127L219 128V125L217 124ZM216 127H215V128H216ZM222 127H223V126H222ZM228 127H230V125H229ZM228 127H227V129H228ZM234 127H235V126H234ZM243 127H244V126H243ZM23 128H24V127H23ZM27 128H28V127H27ZM220 128H221V127H220ZM224 128H226V127H224ZM224 128H223V130H224ZM229 129H230V128H229ZM240 129H241V128H240ZM31 130H32V128H31ZM81 130H82V129H81ZM221 130H222V129H221ZM221 130H220V131H221ZM233 131H234V130H233ZM238 131H239V130H238ZM83 132H84V131H83ZM221 132H222V131H221ZM77 133H78V132H77ZM235 133H236V132H235ZM240 133H241V132H240ZM237 134H238V133H237ZM237 134H235V135L238 137ZM242 134H243V133H242ZM10 135H11V134H10ZM13 135H14V134H13ZM243 135H244V134H243ZM225 136H227V135H225ZM102 137H103V136H102ZM248 137H249V136H248ZM248 137H247V138H248ZM221 138H222V137H221ZM134 139H135V138H134ZM223 139H224V138H223ZM132 140H133V139H132ZM239 140H240V139H239ZM254 140H255V138H254ZM136 141H137V140H136ZM136 141H135V142H136ZM219 141H220V140H219ZM236 141H237V140H236ZM241 141H242V140H241ZM259 141H261V140H259ZM5 142H6V141H5ZM221 142H222V141H221ZM133 143H134V141H133ZM137 143H138V142L134 143V145H135V144L137 145ZM257 144H258V143H257ZM262 144H264V141H262ZM262 144H261V145H262ZM231 145H232V144H231ZM137 146H138V145H137ZM141 146H142V145H141ZM141 146H140V147H141ZM232 146H233V145H232ZM234 146H235V144H234ZM234 146H233V147H234ZM237 146H238V145H237ZM34 147L36 148L35 145H34ZM132 147H133V146H132ZM194 147H195V146H194ZM203 147H205V146H203ZM40 148H43V147L41 146ZM138 148H139V146H138ZM138 148H137V152L140 153L141 150L139 151ZM198 148H199V146H198ZM234 148H235V147H234ZM242 148H243V147H242ZM242 148H241V149H242ZM128 149H129V148H128ZM236 149H237V148H235V150H236ZM41 150H42V149H41ZM233 150H234V149H233ZM233 150H232V151H233ZM43 151H44V150H43ZM53 151H54V150H53ZM53 151H52V152H53ZM129 151H130V150H129ZM129 151H128V153H129ZM144 151H146V150H142V152H144ZM189 151H190V149H189ZM248 151H249V150H248ZM263 151H264V150H263ZM50 152H51V151H50ZM52 152H51V153H52ZM130 152H131V151H130ZM193 152H194V151H193ZM236 152H237V150L235 151V153H236ZM259 152H260V151H259ZM128 153H127V154H128ZM139 153H138V155H141V154H139ZM159 153H160V152H159ZM257 153H258V152H257ZM260 153H261V152H260ZM10 154H11V153H10ZM46 154H47V153H46ZM49 154H50V153H49ZM157 154H158V153H157ZM258 154H259V153H258ZM258 154H257V155H258ZM91 155H92V154H91ZM128 155H129V154H128ZM138 155H137V156H138ZM158 155H159V154H158ZM233 155H234V154H233ZM262 155H263V154H262ZM14 156H15V155H14ZM51 156H52V154H51ZM53 156H54V155H53ZM53 156H52V157H53ZM142 156H144V153H143ZM142 156H140V157H142ZM148 156H149V155H148ZM236 156H237V155H236ZM36 157H37V156H36ZM138 157H139V156H138ZM144 157H145V156H144ZM161 157H162V156H161ZM229 157H230V155H229ZM231 157H234V156L231 155ZM131 158H132V157H130V161L133 162V159H131ZM220 158H221V157H220ZM235 158H236V157H235ZM242 158H243V157H242ZM261 158H263V156H262ZM261 158H260V159H261ZM140 159H141V158H140ZM140 159H139V161H141ZM142 159H143V157H142ZM146 159H147V158H146ZM178 159H179V158H178ZM232 159H233V158H232ZM256 159H257V158H256ZM263 159H264V158H263ZM221 160H222V159H221ZM235 160H237V159H235ZM144 161H145V160H144ZM252 161H253V159H252ZM258 161H259V160H258ZM262 161H263V160H262ZM8 162H9V161H8ZM11 162H12V161H11ZM27 162H28V161H27ZM225 162H226V161H225ZM259 162H260V161H259ZM14 163H16V162H14ZM14 163H12V164H14ZM22 163H23V162H22ZM22 163H20V164L22 165ZM129 163H130V162H129ZM144 163H145V162H144ZM219 163H220V161H219ZM228 163H229V162H228ZM228 163H227V164H228ZM235 163H236V161H235ZM255 163H256V162H255ZM255 163H253V164H255ZM262 163H263V162H262ZM262 163L260 162V165H263ZM9 164H10V163H9ZM134 164H136V163H134ZM140 164H141V163H140ZM214 164H215V163H214ZM27 165H28V164H27ZM238 165H239V163H238ZM257 165H258V163H257ZM12 166H13V165H12ZM12 166H11V167H12ZM40 166H41V165H40ZM135 166H136V165H135ZM232 166H233V165H232ZM62 167H63V166H62ZM223 167H224V165H223ZM239 167H241V166H239ZM252 167H253V166H252ZM258 167H259V166H258ZM260 167H261V166H260ZM23 168H24V167H23ZM32 168H35V167L33 166ZM235 168H236V166H235ZM253 168H254V167H253ZM9 169H10V168H9ZM61 169H63V168H61ZM130 169H131V168H130ZM130 169H129V170H130ZM241 169H243V168H241ZM260 169H262V170H261L262 172L264 171L263 166H262V168H260ZM32 170H33V169H32ZM70 170H71V169H70ZM70 170L68 169L69 172H71ZM236 170H237V169H236ZM246 170H247V169H246ZM251 170H253V169H251ZM257 170H258V169H257ZM11 171H12V170H11ZM50 171H51V170H50ZM50 171H48V172H50ZM63 171H65V169H63ZM63 171H62V174L64 173ZM259 171H260V170H259ZM259 171H258V172H259ZM48 172L45 171V173H48ZM65 172H66V171H65ZM254 172H255V171H254ZM262 172H261V174H263ZM17 173H18V171H17ZM55 173H56V172H55ZM55 173H54V174H55ZM227 173H228V172H227ZM227 173H226V174H227ZM4 174H5V173H4ZM52 174H53V173H52ZM68 174H69V173L67 172V175H68ZM75 174H76V172H75ZM75 174H74V175H75ZM16 175H17V174H16ZM50 175H51V174H50ZM56 175H57V173H56ZM76 175H77V174H76ZM76 175H75V176L72 175V176H73V177H76ZM8 176H9V175H8ZM17 176H18V175H17ZM46 176H47V175H46ZM52 176H53V175H52ZM57 176H58V175H57ZM63 176H65V175H63ZM63 176H61V177H63ZM68 176H69V175H68ZM68 176H67V177H68ZM70 176H71V175H70ZM72 176H71V177H72ZM262 176H263V175H262ZM41 177H42V176H41ZM79 177L81 178V176H79ZM6 178H7V177H6ZM22 178H23V177H22ZM48 179H49V178H48ZM48 179H47V180L45 179V180L48 181ZM3 183H4V182H3ZM3 183H2V184H3ZM37 183H41L40 180H39V182H37ZM46 183H47V182H46ZM46 183H45V184H46ZM59 183H60V182H59ZM2 184H1V185H2ZM5 184H6V183H5ZM7 184H8V182H7ZM13 184H14V183H13ZM33 184H34V183H33ZM49 184H50V182H49ZM9 185H10V184H9ZM9 185H7V187H9ZM11 185H12V184H11ZM21 185H23V184H21ZM24 185H26V184H24ZM36 185H37V184H35L34 187H35ZM38 185H39V184H38ZM41 185H42V184H41ZM41 185H40V186H41ZM51 185H52V183H51ZM56 185H57V184H56ZM65 185H67V184H65ZM57 186H58V185H57ZM57 186H55V188H56ZM10 187H11V186H10ZM10 187H9V188H10ZM20 187H22V186H20ZM25 187H26V186H25ZM25 187H23V188H25ZM28 187H29V186H28ZM34 187H33V188H34ZM37 187H38V186H37ZM43 187H45V186H43ZM9 188H8V189H9ZM11 188H13V187H11ZM11 188H10V189H11ZM16 188H17V187H16ZM39 188H41V187H39ZM39 188H37V190H38ZM55 188H53V189H55ZM58 188H61V187H58ZM14 189H15V188H14ZM14 189H13V190H14ZM17 189H18V188H17ZM26 189H27V187H26ZM29 189H31V188H29ZM35 189H36V187H35ZM41 189H42V188H41ZM41 189H39V190H41ZM49 189H50V187H49ZM64 189H65V188H64ZM13 190H12L11 192L15 193L14 191H15L16 189H15L14 191H13ZM27 190H28V189H27ZM27 190H26V192H27ZM37 190H36V191H37ZM55 190H56V189H55ZM1 191H2V190H1ZM3 191H4V189H3ZM9 191H10V190H9ZM24 191H25V190H24ZM24 191H23V192H24ZM30 191H31V190H29L28 192H30ZM32 191H33V193H34V192L36 193V191H35L34 189H32ZM32 191H31V192H32ZM56 191H57V190H56ZM70 191H71V190H70ZM7 192H8V191H7ZM17 192H20V194H21V191L18 189V190H16V193H15L16 196H19V195H17ZM26 192H25V193H26ZM37 192H38V191H37ZM41 192H42V191H41ZM41 192H40V193H41ZM47 192H48V191H47ZM52 192H53V191H52ZM57 192H58V191H57ZM13 193H10V194H13ZM43 193H44V192H43ZM48 193H49V192H48ZM55 193H56V192H55ZM60 193L62 194V192H60ZM70 193H71V192H70ZM84 193H85V192H84ZM0 194H1V197H2L3 199L5 198L4 201L7 203V201H6V197H7V196H6V197L3 196V195H6V194H4V193H0ZM2 194H3V195H2ZM10 194H9L8 196H10ZM31 194H32V193H30V196H32ZM50 194H51V193H50ZM61 194H60V195H61ZM63 194H64V193H63ZM65 194H66V193H65ZM128 194H129V193H128ZM23 195H24V193H23ZM52 195H53V194H52ZM52 195H51V196H52ZM54 195L56 196L57 193L54 194ZM77 195H78V194H77ZM77 195H76V196H77ZM21 196H22V194H21ZM36 196H37V194H36ZM48 196H49V195H48ZM51 196H49L50 199H51ZM57 196H59V195H57ZM61 196H62V195H61ZM68 196L70 197L71 194H68ZM80 196H81V195H80ZM1 197H0V198H1ZM22 197H23V196H22ZM33 197H34V196H33ZM37 197H38V196H37ZM40 197H41V196H39V198H40ZM72 197H73V196H72ZM46 198H47V196H46ZM53 198H54V197H52V199H53ZM70 198H71V197H70ZM70 198H69V199H70ZM73 198H74V197H73ZM79 198H80V197H79ZM7 199H8V198H7ZM14 199H16V198H14ZM14 199L12 200V198H11V200H12L13 203H15V201L17 200V199H16V200H14ZM28 199H30V198H28ZM54 199H55V198H54ZM62 199H63V198H62ZM62 199L59 198V199H56V200H62ZM66 199H67V198H66ZM82 199H83V198H82ZM11 200H10V202H11ZM26 200H27V199H26ZM40 200H41V198H40ZM43 200H47V199L43 198ZM63 200H65V195H64V199H63ZM70 200H72V199H70ZM70 200H68V201H70ZM4 201H3V205L5 204ZM100 201H101V200H100ZM100 201H99V202H100ZM8 202H9V201H8ZM12 202H11V203H12ZM27 202H29V201H27ZM27 202H26V204H27ZM62 202H63V201H62ZM65 202H66V201H65ZM0 203H1V202H0ZM17 203H21V201H20V202H17ZM30 203H31V202H30ZM30 203H29V204H30ZM72 203H73V201L71 202V204H72ZM7 204H8V203H7ZM7 204H6V205H7ZM67 204H68V203H67ZM69 204H70V203H69ZM69 204H68V205H69ZM23 205H24V200H23ZM31 205H32V204H31ZM39 205H40V204H39ZM65 205H66V203H65ZM68 205H67V206H68ZM4 206H5V205H4ZM18 206H19V205L17 204V207H18ZM25 206H26V205H25ZM32 206H34V205H32ZM37 206H38V205H37ZM42 206H43V205H42ZM48 206H49V205H48ZM48 206H47V207H48ZM58 206H60V207H64L63 204H62V205H58ZM70 206H71V205H70ZM26 207H27V206H26ZM29 207H30V205H29ZM29 207H28V208H29ZM50 207H51V206H50ZM85 207H86V206H85ZM113 207H114V206H113ZM15 208H16V206H15ZM15 208H14V209H15ZM21 208H23V206H21L20 209H19V208L17 209V210H20V213L24 212V210L22 211ZM58 208H59V207H58ZM33 209H35V208H33ZM49 209H50V210H51V209L53 210V207H51V208H49ZM54 209H55V208H54ZM56 209H57V207H56ZM56 209H55V210H56ZM70 209H71V208H70ZM86 209H87V208H86ZM35 210H36V209H35ZM103 210H104V209H102V211H103ZM13 211H14V210H13ZM25 211H26V210H25ZM67 211H68V209H67ZM107 211H108V210H107ZM17 212H18V211H17ZM61 212H62V211H61ZM69 212H70V211H69ZM69 212H67V213L69 214ZM13 213H14V212H13ZM59 213H60V211H59ZM62 213H63V212H62ZM109 213H110V212H109ZM15 214H16V213H15ZM25 215H26V214H25ZM58 215H59V214H58ZM58 215H57V216H58ZM64 215H65V214H64ZM66 215H67V214H66ZM71 216H72V215H71ZM17 217H18V216H17ZM17 217H15V218L17 219ZM48 217H49V216H48ZM58 217H59V216H58ZM58 217H56V218H58ZM62 217H63V216H62ZM67 217H69V215H67ZM86 217H87V216H86ZM88 217H89V216H88ZM18 218H19V217H18ZM21 218H23V217H21ZM60 218H61V216H60ZM81 218H82V217H81ZM99 218H100V217H99ZM16 219H14L15 221L13 220L14 223H15V222H18V220L16 221ZM52 219H53V218H51V220H52ZM65 219H66V218H65ZM257 219H258V218H257ZM259 219L262 220L261 218H259ZM41 220H42V221H41ZM41 220H40L41 222H43V223L45 222L44 219H41ZM43 220H44V221H43ZM51 220H50V221H51ZM102 220H103V219H102ZM244 220H245V219H244ZM3 221H4V222H8V221H6V220H2V221H0V222H3ZM33 221H34V223H35V220H33ZM33 221H32V222H33ZM50 221H48V222H49V223H52V222H50ZM53 221H54V220H53ZM77 221H78V220H77ZM95 221H96V220H95ZM4 222H3V223H4ZM9 222H10V221H9ZM19 222H20V220H19ZM22 222H23V221H22ZM32 222H29V223L31 224ZM37 222H38V220H36V223H35L36 226H37ZM41 222H39V223H41ZM48 222H47V223H48ZM54 222H55V221H54ZM54 222H53V223H54ZM83 222H84V221H83ZM23 223H25V222H23ZM27 223H28V222H27ZM241 223H242V222H241ZM243 223H244V222H243ZM18 224H19V223H18ZM30 224H28V225H30ZM250 224H251V223H250ZM0 225H1V226H2V225L4 226V224H1V223H0ZM20 225H21V223H20ZM28 225L25 226L24 224H22L21 226H25L24 229H25L26 231H28V230H27L28 227H29ZM45 225L47 226V224H45ZM79 225H80V224H79ZM241 225H242V224H241ZM5 226H6V225H5ZM27 226H28V227H27ZM30 226H32V225H30ZM36 226L33 225V227H36ZM38 226L40 227L39 224H38ZM41 226H43V225L41 224ZM26 227H27V229H26ZM44 227H45V226H44ZM47 227H49V226H47ZM79 227H80V226H79ZM240 227H241V226H240ZM240 227H239V228H240ZM1 228H4V229H5L6 227H1ZM7 228H10V226L7 227ZM7 228H6V229H7ZM29 228H30V227H29ZM6 229L4 230V231H6V235H9L10 232H13V229H11V230L9 229L10 231H8V229H7V230H6ZM14 229H15V230H14V234L16 235V234L20 233V235H21V240H22V241H20V240H18V238H16L17 240H16V241H13L14 243H16V245H17V244L19 245L21 242L23 243V241H25V239H28V238H25V237H24L25 235L29 234V233H27V232H23V231H25V230H20V232H19V230H17V232H16V229H19V228L17 227V228H14ZM30 229H31V228H30ZM30 229H29V232H32V231L34 232V230H37V229H34V230L32 229V231H30ZM42 229H43V228H42ZM50 229H51V228H50ZM80 229H81V228H80ZM1 230H2V231H0V232L3 233V232H4L3 229H1ZM46 230H48V229H46ZM46 230H44V231H46ZM77 230H78V228H77ZM240 230H241V229H240ZM7 231H8L9 233H8ZM37 231H38V233H40L42 230L38 229ZM15 232H16V233H15ZM22 232L24 233V236H23ZM50 232H51V231H50ZM76 232H77V231H76ZM4 233H5V232H4ZM4 233H3V234H4ZM7 233H8V234H7ZM51 233H52V232H51ZM68 233H69V232H68ZM262 233H263V232H262ZM3 234H0V238H1V235H2V238L4 237ZM14 234L11 233L10 236H11V235L14 236ZM40 234H41V233H40ZM65 234H66V233H65ZM20 235H19V236H20ZM43 235H44V233H43ZM66 235H67V234H66ZM10 236H9V237L7 236V238L9 239ZM13 236H12V238H10L11 241H12V240H15V237H14V239H13ZM17 236H18V235H17ZM19 236H18V237H19ZM22 236H23V237H22ZM41 236H42V235H41ZM53 236H54V235H53ZM263 236H264V235H263ZM263 236H262V237H263ZM27 237H28V235H27ZM7 238H6V239H7ZM22 238H25V239H22ZM30 238H32V237H30ZM35 238H37V237H35ZM47 238H48V237H47ZM38 239H39V238H38ZM43 239H44V238H43ZM45 239H46V238H45ZM56 239H57V238H56ZM60 239H61V237L59 238V241H57V242H58L57 245H58V244H61L62 239H61V241H60ZM63 239H64V238H63ZM262 239H263V238H262ZM10 240H9V241L7 240L8 242H3V243H4V244L6 243L7 245L10 243L9 245H11V246L14 245V246H16L13 242H10ZM36 240H37V239H36ZM36 240H34L35 243L37 242ZM57 240H58V239H57ZM65 240H66V238H65ZM65 240H64V241H65ZM1 241H2V240H1ZM5 241H6V240H5ZM17 241H18V242H17ZM19 241H20V243H19ZM55 241H56V240H55ZM64 241H63L62 243H65ZM262 241H264V239H263ZM30 242H31V241H30ZM32 242H33V241H32ZM32 242H31V245H32V244H33V245L30 246V247L34 249V250L31 249V250L35 251V249H36L37 247H34V246H35V245H34L35 243H32ZM50 242H51V241H49V243H50ZM59 242H60V243H59ZM69 242H70V241H69ZM69 242H68V243H69ZM71 242H73V240H71ZM1 243H2V242H0V244H1ZM3 243L1 244V246L3 245ZM11 243H13V244H11ZM22 243H21V244H22ZM41 243H42V242H40V244H41ZM53 243L55 244L56 242H52V244H53ZM21 244H20V245H21ZM23 244L26 246L25 243H23ZM23 244H22V245H23ZM43 244H44V243H43ZM18 245H17V247H16L15 249L13 248L14 246L11 247V248L14 249V250L17 249V251H18L19 248H20V247H18ZM57 245H56V246H57ZM62 245H63V244H62ZM62 245H60V246H58V247H60L61 249H63V248L61 247ZM65 245H67V244H64V246H65ZM70 245H71V243H70ZM37 246H38V245H37ZM40 246H41V245H40ZM3 247H5V246H3ZM9 247H10V246H9ZM26 247H27V246H26ZM259 247H260V246H259ZM0 248H1V247H0ZM11 248H10V249H11ZM24 248H25V247H24ZM4 249H5V248H4ZM6 249H7V247H6ZM6 249H5V251H6ZM38 249H39V247H38ZM46 249H47V248H46ZM46 249H45V250H46ZM1 250H3V249H1ZM22 250H23V249H22ZM28 250H29V249L27 248V251H26V252H28V253L33 252V251H30V250L28 251ZM43 250H44V249H43ZM58 250H59V249H58ZM63 250H65V249H63ZM66 250H67V248H66ZM5 251H4L5 254L7 253V251H8V254H9V249H8L6 252H5ZM10 251H11V252H16V251H13V250H10ZM19 251H20V250H19ZM24 251H25V249H24ZM61 251H62V250H61ZM1 253H2V252H1ZM17 253H18V252H17ZM19 253H20V254L22 253V254H21L22 256H20ZM19 253H18V254H15V257H16V255H19V257H21V259H22V257H23V259H24V255H25V253H23V252H19ZM64 253H65V252H64ZM5 254H4V255H5ZM10 254H11V253H10ZM13 254H14V253H13ZM23 254H24V255H23ZM30 254H33V253H30ZM30 254H29V257L31 258L32 255L30 256ZM11 255H12V254H11ZM26 255H28V254L26 253ZM35 255H36V254H35ZM13 256H14V255H12V258L10 257L11 260H12L13 258H15V257H13ZM74 256H75V255H74ZM74 256H73V257H74ZM0 257H1V256H0ZM6 257H7V256H6ZM10 258H9V259H10ZM17 258H18V256H17ZM30 258H29V259H30ZM23 259H22V262H20L21 264H24V262H26V260H27V259H25V260L23 261ZM29 259H28V260H29ZM11 260H10V262H11ZM14 260H16V258H15ZM17 260H18V261H15V262H17V263H15V264H18V262L20 261L19 258H18ZM36 260H37V259H36ZM2 262H3V261H2ZM13 262H14V261H13ZM13 262H12V263H13ZM29 262H30V260H29ZM36 262H37V261H36ZM20 263H19V264H20ZM39 263H40V262H39ZM71 263H72V262H71ZM6 264H9V263H6ZM25 264H26V263H25ZM37 264H38V263H37Z\"/></svg>",
    "mask_w": 264,
    "mask_h": 264
}]
</instances>
